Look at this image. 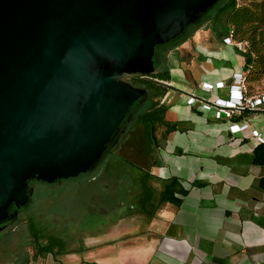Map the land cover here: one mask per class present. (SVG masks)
<instances>
[{"label":"water","instance_id":"1","mask_svg":"<svg viewBox=\"0 0 264 264\" xmlns=\"http://www.w3.org/2000/svg\"><path fill=\"white\" fill-rule=\"evenodd\" d=\"M218 1L0 0V227L28 206L29 181L97 163L146 94L123 75L153 72L155 47Z\"/></svg>","mask_w":264,"mask_h":264},{"label":"crops","instance_id":"2","mask_svg":"<svg viewBox=\"0 0 264 264\" xmlns=\"http://www.w3.org/2000/svg\"><path fill=\"white\" fill-rule=\"evenodd\" d=\"M192 42L170 52V87L160 100L177 129L151 152L142 128L130 129L122 154L118 150L150 171L156 193L173 178L168 199L156 204L153 217L122 218L102 236L89 238L81 251L46 254L29 264H264V168L253 162L258 141L251 136V130L264 134V112L216 118L213 106L203 107L228 98L238 71L215 72L205 80L195 77L196 66L214 69L219 63L222 71L232 59L242 63L243 55L204 29ZM219 81L223 88H201ZM190 96L197 99L192 104ZM233 122L250 126L232 133Z\"/></svg>","mask_w":264,"mask_h":264},{"label":"trees","instance_id":"3","mask_svg":"<svg viewBox=\"0 0 264 264\" xmlns=\"http://www.w3.org/2000/svg\"><path fill=\"white\" fill-rule=\"evenodd\" d=\"M201 26L208 31L213 40L223 42L225 37L231 35L234 40L246 42L247 46L242 51L243 61L241 63L242 71L246 72V81H258L264 76V0H219L198 22L189 25L180 36L155 47L153 72L147 75L140 73L123 75V80L133 86L144 88L146 94L130 107L97 163L88 172L75 178L61 179L52 184L39 182L52 186L78 180L93 172L100 163L105 161L103 170L100 169L97 176L89 180L92 188L89 194L91 198L87 197V192L79 197L92 203L93 200L96 202L98 197H112L119 190L122 197L121 204L119 206L117 204V207L110 211V213L119 215V217L115 216V219L131 216L153 217L156 204L166 201L168 196L165 194H170L174 189L173 178H169L163 185V190L156 193L153 185L154 177L150 171L124 159L118 154V150L130 129L142 128L149 152L156 148L160 139H166L170 132L177 129L176 124L167 117L166 106L160 103L167 88L170 87L162 82L171 80V73L165 61L168 52L181 46L182 43L186 42L191 46L192 38ZM253 162L264 168V142H259L254 147ZM34 181L36 180L28 182L29 188ZM102 202L104 203L103 200ZM23 209L21 208L19 213ZM13 221L3 224L0 232ZM25 223L27 233L24 240L25 245L31 247L34 253L29 255L28 248L21 247L18 249L20 256L10 261L12 264H29L38 256L51 254L55 257L82 250L68 248L73 244H67L62 237L47 231L39 221L33 220L32 217L25 219ZM64 238H69V235Z\"/></svg>","mask_w":264,"mask_h":264},{"label":"rangeland","instance_id":"4","mask_svg":"<svg viewBox=\"0 0 264 264\" xmlns=\"http://www.w3.org/2000/svg\"><path fill=\"white\" fill-rule=\"evenodd\" d=\"M200 30L198 29L194 36H197ZM237 50L242 52L239 49ZM168 54L165 63L168 62V65H170V56ZM215 66L216 68L214 69L211 64H204L201 67L199 65L196 66L194 72L195 77L198 79L212 80V76L216 74L215 72L223 76L226 72L228 73L227 75H230L233 70L238 72L242 71L241 63L234 59L230 63L225 64L228 69H222L221 71V68L218 67L219 63H215ZM175 78L177 79L178 77H173V79ZM247 83L252 91L257 89L264 90V76L258 81ZM253 114L252 117H255L259 113L254 112ZM122 144L123 141L120 144V152L118 151L121 154ZM104 165L105 161L100 163L90 174L78 180L64 182L59 185L48 186L42 182L34 181L31 185L32 195L30 196L28 206L18 214L12 223L0 232V264H7L4 258L13 259L19 257L18 249L26 246L24 241L26 239L25 237H27L25 219L28 217L39 221L47 231L62 237L67 244H73L68 247L70 249L85 248V242H90L92 237L102 236L105 231H108L112 226L117 224L121 218L115 219L117 214L110 213V211H113L115 207L121 204L122 197L119 190L112 197H98L96 202L93 200L94 202L92 203L86 200L85 197V200H82L83 197H79V195H85L87 192V197L91 198L89 196L90 190L92 189L90 187L91 178L97 176L99 170H103ZM67 235H69V238H64ZM26 247L28 248L29 255L34 253L31 247Z\"/></svg>","mask_w":264,"mask_h":264},{"label":"built area","instance_id":"5","mask_svg":"<svg viewBox=\"0 0 264 264\" xmlns=\"http://www.w3.org/2000/svg\"><path fill=\"white\" fill-rule=\"evenodd\" d=\"M223 42L235 46L237 49L244 51L247 43L244 41L234 40L231 35H228L223 39ZM232 82L228 86V98H216L212 103L204 102L203 107L215 108L216 118L227 117L233 118L237 115H242L246 112H264V90L252 91L246 81V72L240 71L232 74ZM224 83L222 81L216 83L203 82L201 88L210 91L214 88H223ZM197 99L194 96H190L187 100L188 104H192ZM248 122L239 124L233 122L229 125L230 132H238L249 128ZM251 136L254 137L258 143L264 142V134L257 130H251Z\"/></svg>","mask_w":264,"mask_h":264},{"label":"flooded vegetation","instance_id":"6","mask_svg":"<svg viewBox=\"0 0 264 264\" xmlns=\"http://www.w3.org/2000/svg\"><path fill=\"white\" fill-rule=\"evenodd\" d=\"M200 29H204V27H202V28H200ZM185 43H186V42L182 43L181 46L184 45ZM186 44H187V43H186ZM181 46H178V47H181ZM178 47H176V48H178ZM176 48L170 50L169 52L175 50ZM169 52H168V53H169ZM168 55H169V54H168ZM165 64L168 65V62H166ZM168 68H169V65H168ZM18 214H19V213H18ZM8 225H9V224H8ZM8 225H6V227H7ZM6 227H5V228H6ZM5 259H6V258H4V260H5ZM13 260H14V258H13V259H6V261H7L6 263H7V264H12L10 261H13Z\"/></svg>","mask_w":264,"mask_h":264}]
</instances>
